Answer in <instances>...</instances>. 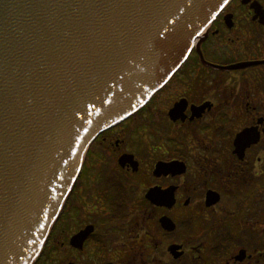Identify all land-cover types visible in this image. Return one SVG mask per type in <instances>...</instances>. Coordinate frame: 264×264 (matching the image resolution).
Masks as SVG:
<instances>
[{"label":"flooded vegetation","instance_id":"1","mask_svg":"<svg viewBox=\"0 0 264 264\" xmlns=\"http://www.w3.org/2000/svg\"><path fill=\"white\" fill-rule=\"evenodd\" d=\"M38 258L264 264V0L226 4L169 80L95 136Z\"/></svg>","mask_w":264,"mask_h":264},{"label":"water","instance_id":"2","mask_svg":"<svg viewBox=\"0 0 264 264\" xmlns=\"http://www.w3.org/2000/svg\"><path fill=\"white\" fill-rule=\"evenodd\" d=\"M231 0H0V264H33L95 136Z\"/></svg>","mask_w":264,"mask_h":264},{"label":"rangeland","instance_id":"3","mask_svg":"<svg viewBox=\"0 0 264 264\" xmlns=\"http://www.w3.org/2000/svg\"><path fill=\"white\" fill-rule=\"evenodd\" d=\"M183 91H186V89H183ZM37 261H39V258L36 259V261L34 262V264H41L40 261L39 262H37Z\"/></svg>","mask_w":264,"mask_h":264},{"label":"bare ground","instance_id":"4","mask_svg":"<svg viewBox=\"0 0 264 264\" xmlns=\"http://www.w3.org/2000/svg\"><path fill=\"white\" fill-rule=\"evenodd\" d=\"M83 159H84V156H83Z\"/></svg>","mask_w":264,"mask_h":264}]
</instances>
